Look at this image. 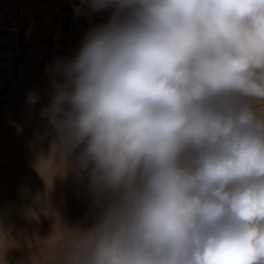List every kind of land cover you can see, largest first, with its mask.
Returning a JSON list of instances; mask_svg holds the SVG:
<instances>
[{
    "label": "clouds",
    "instance_id": "clouds-1",
    "mask_svg": "<svg viewBox=\"0 0 264 264\" xmlns=\"http://www.w3.org/2000/svg\"><path fill=\"white\" fill-rule=\"evenodd\" d=\"M77 15L89 27L46 65L42 116L90 217L61 224L55 264H264V0H83Z\"/></svg>",
    "mask_w": 264,
    "mask_h": 264
},
{
    "label": "rangeland",
    "instance_id": "rangeland-1",
    "mask_svg": "<svg viewBox=\"0 0 264 264\" xmlns=\"http://www.w3.org/2000/svg\"><path fill=\"white\" fill-rule=\"evenodd\" d=\"M82 5L83 0H0V218L9 226L8 232L0 231V258L5 264H55L62 225L74 228L81 222L83 226L90 217L86 182H78L71 171L63 177L56 150L51 153L47 147L54 133L49 125L43 127L39 113L50 103L46 101L53 91H45L52 88L46 65L55 57H74L89 27L85 18L76 15ZM74 6L78 8L72 16L64 15ZM106 17L107 13H100L93 22L102 23ZM31 92L38 95L34 104L28 102ZM42 98L46 103L41 105ZM28 111L31 115L36 111L37 120ZM33 126L41 136L32 130L28 134ZM32 135L36 140L30 141ZM58 178L65 179L64 186ZM29 210L38 219L30 217ZM52 235L50 242L40 241Z\"/></svg>",
    "mask_w": 264,
    "mask_h": 264
},
{
    "label": "bare ground",
    "instance_id": "bare-ground-1",
    "mask_svg": "<svg viewBox=\"0 0 264 264\" xmlns=\"http://www.w3.org/2000/svg\"><path fill=\"white\" fill-rule=\"evenodd\" d=\"M76 8H78V7H77V6H74V7L71 8V10L68 9V11H66L64 15H66V16H72V15H73V12H72V11H74ZM74 15H75V14H74ZM76 15H77V14H76ZM48 76H49V75H48ZM47 78H48V77H47ZM45 80H47V79H45ZM45 80H43V81H45ZM49 80H50V78H48V81H49ZM43 81H42V83H43ZM48 81H46V82H48ZM49 82H50V81H49ZM49 82H48V83H49ZM46 84H47V83H46ZM44 85H45V84H44ZM44 85H42V86L40 85V86L43 87ZM47 85H48V84H47ZM47 85H45V87H43V88L46 89V88H47V87H46ZM49 86H51V85H49ZM41 87H40V91L43 90V89H41ZM45 89H44V90H45ZM50 89L53 90L52 88H48V89H46L45 91L50 90ZM42 92H43V91H42ZM47 92H48V91H47ZM47 92H46V93H47ZM49 92H50V91H49ZM49 92H48L47 94H50ZM52 92H53V91H51V93H52ZM46 93H45V94H46ZM51 95H52V94H51ZM51 95L49 96L50 100L52 99V98H51ZM40 97H43L42 94H41ZM44 98H45V97H44ZM46 98H48V97L46 96ZM40 99H41V98H40ZM40 99H39V100H40ZM44 100H45V99L42 98V101L40 100L39 103L41 104V102H43V104H45L46 102H48V103L51 102L49 99H47V101L45 100L46 102H45ZM48 100H49V101H48ZM39 103H38V104H39ZM49 104H50V103H49ZM49 104H48V105H49ZM41 105H42V104H41ZM46 105H47V104H46ZM38 106H40V105H38ZM44 107H45V105H44ZM45 108H46V107H45ZM30 109H32V108H30ZM41 109H42V108H41ZM33 110H34V109H33ZM35 110L37 111V109H35ZM39 110H40V109H39ZM36 111H35V112H36ZM30 112H31V111H28V113H30ZM35 112H34L32 115H31V113H30V115H31L30 117L34 116V114L36 115ZM41 112H42V110L39 111V113H41ZM37 114H38V113H37ZM27 115H28V114H27ZM41 116H42V114H41ZM28 117H29V116H28ZM36 118H38V115L35 116V119H36ZM36 120H37V119H36ZM38 120H39V119H38ZM42 120H43V122H44V123H42V124H44L43 127L45 128V125H48V123L46 124L47 120H45V119L43 118V119H41L40 121L42 122ZM44 120H45V121H44ZM40 121H38V123H36V124H37L38 126L41 125V127H42V124H41ZM39 122H40V125H39ZM34 125H35V124H34ZM46 127L50 128V126H46ZM31 128H32V129H31ZM31 128H29L30 131H29V129H27V130L30 132V133H28L29 135H31V130H32V131H35V130H33V128H35V126H33V127H31ZM48 128L45 129V130L48 131ZM35 129H36V128H35ZM37 131L40 132V130H37ZM37 131H35V136H37V134H40V136H41L42 133H38ZM42 131H43V130H42ZM42 131H41V132H42ZM26 132H27V131H26ZM44 132H45V131H44ZM24 134H26V133H24ZM24 134H23L22 136H24ZM26 135H27V134H26ZM32 136L34 137V139H33V138L31 139V138H30L31 136H29L28 139L30 138V139H31L30 141H32V140H33V141L36 140V139H35V136H34V135H32ZM38 136H39V135H38ZM22 138H23V137H22ZM36 138H37V137H36ZM38 138H39V137H38ZM38 138H37V139H38ZM53 138H54V137H53V135H52L51 140H52ZM22 140H23V139H22ZM25 140H27V139L25 138ZM25 140H23V141H25ZM46 141H47V140H46ZM49 141H50V140H48L47 142L49 143ZM44 142H45V140L43 141V143H44ZM50 142H51V141H50ZM45 143H46V142H45ZM41 145H42V144H41ZM50 145H51V144H50ZM39 146H40V145H39ZM42 146H43V145H42ZM45 146H47V144H46ZM47 147L49 148L50 146L48 145ZM42 148H43V149H44V148L46 149V147H42ZM48 148H47V149H48ZM60 164H61V163H60ZM56 165H58V164H56ZM61 169H62V168H61ZM62 172H63V171H61V173H62ZM67 174H68V173H67ZM61 175H62V174H61ZM57 177H60V175H58ZM63 177H64V175H63ZM67 178H69V177L67 176ZM59 179H61V178H58V180H59ZM65 179H66V176H65ZM65 179H64V180H61V181H64V182H65ZM56 180H57V179H56ZM56 180H55V181H56ZM67 180H69V179H67ZM67 180H66V182H67ZM61 181L59 180V182H61ZM57 184H58V183H57ZM59 184H60V183H59ZM61 184H62V182H61ZM62 186H64V184H62ZM65 186H66V185H65Z\"/></svg>",
    "mask_w": 264,
    "mask_h": 264
}]
</instances>
